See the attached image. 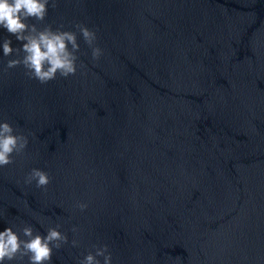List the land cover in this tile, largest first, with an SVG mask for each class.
Here are the masks:
<instances>
[{
	"label": "water",
	"instance_id": "1",
	"mask_svg": "<svg viewBox=\"0 0 264 264\" xmlns=\"http://www.w3.org/2000/svg\"><path fill=\"white\" fill-rule=\"evenodd\" d=\"M31 22L103 51L78 35L76 74L44 84L0 55V120L29 139L0 229L59 224L78 246L52 264L105 244L113 264H264V0H56Z\"/></svg>",
	"mask_w": 264,
	"mask_h": 264
},
{
	"label": "clouds",
	"instance_id": "2",
	"mask_svg": "<svg viewBox=\"0 0 264 264\" xmlns=\"http://www.w3.org/2000/svg\"><path fill=\"white\" fill-rule=\"evenodd\" d=\"M56 0H0V29L9 36L0 39V55L10 57L5 64L7 69L22 65L29 78L44 84L60 77L74 76L78 68L80 39L91 49L93 60L102 55L96 44V32L87 25L76 24L73 29L51 25L38 27L31 21H44L50 6ZM21 42L13 47L12 37ZM22 54V55H21ZM83 67L81 63L79 65ZM29 143L28 136L17 132L7 120H0V168L12 164L14 156L24 153ZM35 182L37 187H46L50 182L49 174L40 168H32L24 177V183ZM81 211L87 208L86 202H78ZM71 231H78L73 226ZM78 241L61 230V226H48L41 233L32 224H24L17 229L9 224L0 229V264H52L54 250ZM26 258V260H25ZM78 264H113L112 253L108 246L93 245V250L85 253Z\"/></svg>",
	"mask_w": 264,
	"mask_h": 264
}]
</instances>
